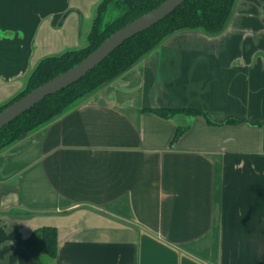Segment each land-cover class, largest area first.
I'll return each mask as SVG.
<instances>
[{"label": "crops", "instance_id": "crops-1", "mask_svg": "<svg viewBox=\"0 0 264 264\" xmlns=\"http://www.w3.org/2000/svg\"><path fill=\"white\" fill-rule=\"evenodd\" d=\"M101 2L0 0V106L88 45ZM43 227L54 259L18 243ZM0 264H264V0H238L219 35L173 34L2 151Z\"/></svg>", "mask_w": 264, "mask_h": 264}, {"label": "trees", "instance_id": "trees-1", "mask_svg": "<svg viewBox=\"0 0 264 264\" xmlns=\"http://www.w3.org/2000/svg\"><path fill=\"white\" fill-rule=\"evenodd\" d=\"M165 0H102L89 34L88 45L47 57L38 63L32 71L24 91L8 103L0 106V112L28 92L51 81L60 74L80 63L109 36L137 18L158 7ZM238 0H185L174 12L151 28L135 35L122 46L96 65L80 81L48 96L30 110L24 112L0 129V153L19 141L23 134H31L53 118L58 117L76 101L90 96L103 86L130 70L141 59L155 51L164 40L184 30H200L209 35H219L226 30ZM119 8L121 13L111 22H106L110 9ZM157 113L170 117L169 110H156ZM188 111V110H186ZM196 113V111H191ZM200 112V111H199ZM209 122L216 123L204 113ZM236 118H228L219 123H234ZM184 132L179 128L173 143ZM52 259L58 250L57 230L53 227L38 228L29 238L19 239L20 246L33 251L39 243Z\"/></svg>", "mask_w": 264, "mask_h": 264}, {"label": "water", "instance_id": "water-1", "mask_svg": "<svg viewBox=\"0 0 264 264\" xmlns=\"http://www.w3.org/2000/svg\"><path fill=\"white\" fill-rule=\"evenodd\" d=\"M184 1L185 0H165L155 9L119 29L106 40L104 39V42L98 48L70 70L37 87L30 93L28 92V94L15 101L14 104L12 103L9 105L0 112V129L48 96L80 81L91 69L101 64L107 56L122 46L127 40L164 20ZM26 136L27 134L21 135L19 140L24 139Z\"/></svg>", "mask_w": 264, "mask_h": 264}, {"label": "rangeland", "instance_id": "rangeland-1", "mask_svg": "<svg viewBox=\"0 0 264 264\" xmlns=\"http://www.w3.org/2000/svg\"><path fill=\"white\" fill-rule=\"evenodd\" d=\"M121 11L119 8H114L112 10L109 11L108 15H107V19L106 22H111L113 21V19H115L116 17H118L120 15Z\"/></svg>", "mask_w": 264, "mask_h": 264}]
</instances>
